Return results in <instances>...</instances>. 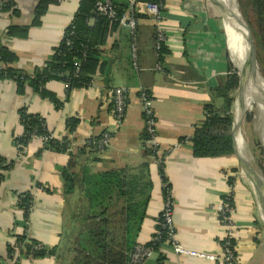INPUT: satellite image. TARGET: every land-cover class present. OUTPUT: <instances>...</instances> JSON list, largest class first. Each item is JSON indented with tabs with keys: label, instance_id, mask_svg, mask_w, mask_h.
I'll list each match as a JSON object with an SVG mask.
<instances>
[{
	"label": "crops",
	"instance_id": "obj_1",
	"mask_svg": "<svg viewBox=\"0 0 264 264\" xmlns=\"http://www.w3.org/2000/svg\"><path fill=\"white\" fill-rule=\"evenodd\" d=\"M80 1L49 5L37 20L35 9L40 0H15V13L0 12V45L13 54L12 67L17 72L32 76L50 61ZM137 14L134 35L120 26L100 47L99 64H104L105 72L98 70L88 88L66 95L63 84L46 85L62 102L60 108L27 86L18 94L13 82L0 80V158L12 164L0 182V264H14L7 258V248L26 229L31 240L55 249V254L41 259L22 255L17 259L19 264L68 263L71 254H64V237L72 225V212L82 201L80 189L70 196L62 192L60 170L67 164V154L44 150L35 138L22 151L14 146L23 131L19 119L23 108L41 117L54 138H68L76 149L86 140L110 136L104 154H86L80 164L91 175L121 170L138 182L145 208L137 244L151 241L162 212L158 162L164 155L162 166L175 204L173 222L178 242L186 249L219 258L227 230L217 208L231 194V232L238 261L264 264V223L256 192L241 173L235 154L208 159L192 155L194 127L204 118V105L213 103L210 90L230 67L222 18L207 0H164L161 27L168 54L158 71L156 24L141 8ZM10 28L25 32L10 37L5 34ZM117 88L128 89L127 109L120 125L112 116L113 91ZM141 92L149 95L156 119L158 159L145 152ZM70 119L76 120L72 134L66 126ZM27 192L33 197L28 223L17 205L18 197ZM143 264L223 263L178 256L163 246Z\"/></svg>",
	"mask_w": 264,
	"mask_h": 264
},
{
	"label": "trees",
	"instance_id": "obj_2",
	"mask_svg": "<svg viewBox=\"0 0 264 264\" xmlns=\"http://www.w3.org/2000/svg\"><path fill=\"white\" fill-rule=\"evenodd\" d=\"M101 0H81L79 8L70 25L65 29L58 47L54 50L50 61L43 68L35 70L32 76L17 72L13 67V54L0 45V80H9L16 85L18 94L25 86L31 88L40 98L52 101L56 108L62 102L46 89L50 82L67 85L66 95L73 90L85 89L91 85V79L99 70L104 71V64L100 67L101 49L108 35L120 27L119 18L128 8V0H110L117 10V20H108L94 14V5ZM158 3L160 0H145ZM59 0H40L35 9V18L39 19L49 5H57ZM242 15L252 36L256 40L259 53L260 71L264 76V0H240ZM15 0H1L0 12H14ZM136 14V19L138 18ZM25 32V30H22ZM17 28L6 30L7 36L24 34ZM260 42V44H259ZM263 43V54L261 44ZM158 62L162 63L163 56L168 54L165 45L157 51ZM238 87V76L232 70L219 78L216 87L210 90L213 103L204 105V118L194 127L190 139L192 155L196 159H208L231 156L234 151L232 134L233 93ZM147 94V93H146ZM148 95V94H147ZM149 96V95H148ZM217 102V104H216ZM20 124L24 132L15 142L20 145V151L26 147L32 136H44L50 131L44 120L23 108L19 111ZM67 129L72 134L76 128V120L67 121ZM98 138L90 139L96 140ZM62 139L61 141H66ZM144 143L148 140L146 132ZM60 146L57 141H51L44 150ZM145 148V146H144ZM53 151L64 153V148ZM148 155L158 159V155L145 148ZM95 153L85 146L68 153V161L60 170L62 192L64 196L73 195L77 189L82 191L81 205L72 212V225L67 229L64 237V254H71L66 264H127L129 254L137 244L136 238L139 226L144 218L145 198L136 180L129 179L124 171H107L96 175L89 174L80 161L86 154ZM161 156L160 162L163 161ZM6 164V165H5ZM163 164V162H162ZM159 165L158 172L163 185V197L170 189L164 178L163 166ZM12 166L8 161L0 158V170L5 172ZM1 177V176H0ZM223 198V203H229L234 208L232 195ZM33 197L27 192L17 199L18 208L22 211L24 220L28 223ZM161 221L159 217L158 222ZM158 229V228H156ZM27 230V229H26ZM15 237V244L21 248L20 255L30 259H41L55 254V249H49L31 240L27 231ZM232 241V245H234ZM40 250H34L35 247ZM14 248L9 245L7 258L13 259ZM14 264H19L14 260Z\"/></svg>",
	"mask_w": 264,
	"mask_h": 264
},
{
	"label": "built area",
	"instance_id": "obj_3",
	"mask_svg": "<svg viewBox=\"0 0 264 264\" xmlns=\"http://www.w3.org/2000/svg\"><path fill=\"white\" fill-rule=\"evenodd\" d=\"M64 1L66 0H59L58 4ZM140 8L148 16V18H150L156 24V50L158 51L161 45H164L166 42V36L161 27V14L164 10V0H160L158 3H149L145 0H128V8L120 16L119 24L120 26L127 27L131 31L132 35H134L137 26L136 14L138 12V9ZM93 12L97 16L105 17L108 20H117L116 7L109 0L97 1L94 5ZM0 68H2V65H0ZM156 70H162L160 62L157 63ZM64 88L66 90L68 86L64 85ZM127 99L128 89L117 88L113 91L112 116L116 125L122 124L125 118ZM140 103L142 105V112L146 124V134L148 136V140L145 142L144 146L145 148L151 150L153 153L158 154L159 146L156 141V119L151 108V101L144 92L140 93ZM21 126L23 130L21 134L22 136L24 128L23 125ZM21 136L17 137L16 139L21 138ZM34 138L39 139L42 142L43 147L48 146L51 141H57L60 146H56L52 148V150H54L55 148H61L62 146L64 148V154H68L76 150V146L74 142H72V140L68 138L66 141L57 140L56 138H54L51 132L41 137H31V139ZM15 140L14 146H16V148L20 151V148L22 147L18 145ZM109 144L110 136L108 134H104L96 140H86L85 142L80 144L79 147L85 146L88 150H92L97 154H104L108 150ZM160 164H162V161L158 162V165ZM2 173L3 171L0 170V182L2 180ZM162 188H166V185H163ZM229 196L227 197L229 198ZM174 207L175 204L173 202L170 189H167L166 196L163 197L162 212L160 214L161 221L157 223L158 229H156L151 241L148 244H136L134 246L133 250L129 254V260L127 264H143L147 260L151 259L154 254L163 246H166L167 248H169V250H171L175 255L178 256L209 260L211 262L219 261L223 264H240L237 258V254L234 250V245H232V241L234 240L232 238L231 232V215L233 212V208L229 203H223L222 201V204L217 208L219 220L227 230L226 236L221 244V256L219 258H215L214 256L202 252H196L190 249H186L178 242L173 222ZM12 247L14 248L12 260H17L22 256L20 255L21 248L17 247L15 243L12 245ZM40 249L41 247L39 246L34 248V250Z\"/></svg>",
	"mask_w": 264,
	"mask_h": 264
},
{
	"label": "bare ground",
	"instance_id": "obj_4",
	"mask_svg": "<svg viewBox=\"0 0 264 264\" xmlns=\"http://www.w3.org/2000/svg\"><path fill=\"white\" fill-rule=\"evenodd\" d=\"M219 2L229 11V15L227 13L224 14L227 47L233 62L238 70H240L246 61L248 52L247 30L241 20L237 0H219ZM252 94L255 102L254 110H256V115L261 116L264 114V76L259 68L256 71L255 77L247 80L241 89L234 109L235 122H240L242 112L250 104ZM235 142L238 152L242 153L244 150V141L240 130H237L235 133Z\"/></svg>",
	"mask_w": 264,
	"mask_h": 264
},
{
	"label": "rangeland",
	"instance_id": "obj_5",
	"mask_svg": "<svg viewBox=\"0 0 264 264\" xmlns=\"http://www.w3.org/2000/svg\"><path fill=\"white\" fill-rule=\"evenodd\" d=\"M237 2L240 3V0H237ZM241 10L242 9L240 8V12L242 14ZM216 11L218 12L217 9H216ZM218 14H219V12H218ZM219 16H220V14H219ZM220 18H221V16H220ZM224 34H226V32ZM249 34H250L251 41H252V44L254 47L256 62H257L258 68L260 69L259 53L257 51V44H256V40L252 36L250 29H249ZM225 40H226V51L228 54V59L230 61V65H229L230 67L228 69V72L233 70L238 76V68L236 67L235 63L231 59L230 51L227 47V39H225ZM259 44H260V42H259ZM261 52L263 54V43L261 44ZM239 90L240 89H239V84H238L236 91H234V93H233L234 102H233L231 112H234L235 104H236L238 96H239ZM252 102H254L253 94L250 98V104L244 108V111L242 112V116L240 119V132L242 134L243 141H244V150H243L244 153L242 152L243 155H242V153H240V154L245 158V160L248 162L249 166L264 178V148L262 147L259 136L257 134V115H256L257 113L255 112L256 110H254L255 109V102L254 103H252ZM240 171H241V173L244 174L249 185L255 189L253 182L251 181L249 176L246 174L245 170L243 168H241ZM255 192H256V190H255ZM256 198H257L258 206L260 208L257 193H256ZM260 217L264 223L263 215Z\"/></svg>",
	"mask_w": 264,
	"mask_h": 264
},
{
	"label": "water",
	"instance_id": "obj_6",
	"mask_svg": "<svg viewBox=\"0 0 264 264\" xmlns=\"http://www.w3.org/2000/svg\"><path fill=\"white\" fill-rule=\"evenodd\" d=\"M214 8H216L223 20L224 23V14L227 13L229 15V11L224 8V6L219 2V0H208ZM238 4V8L240 10V5ZM241 13V12H240ZM241 20L247 30V45H248V52L246 56V61L241 67L240 70H238V84H239V95L241 93V89L243 85L246 83L247 80L250 78L255 77L256 71L258 70V65L256 62V57H255V52H254V47L251 41V37L249 34V28L247 26V23L245 22L242 14H241ZM225 28V25H224ZM226 32V30H225ZM226 35V34H225ZM239 97V96H238ZM232 113V118H233V126H232V134H233V140H234V151H235V156L237 160L239 161L241 167L245 170L246 174L249 176L251 181L254 184V187L256 190V193L258 195V201L260 204V211L261 215H264V178L259 175L255 170H253L248 162L245 160V158L238 152L236 148V142H235V133L237 130H240V122H235L234 118V112ZM257 134L259 136L260 142L262 144V147L264 148V114L261 116H257Z\"/></svg>",
	"mask_w": 264,
	"mask_h": 264
}]
</instances>
